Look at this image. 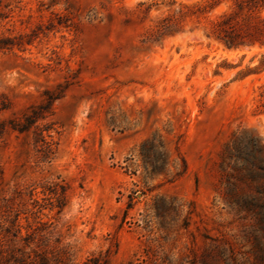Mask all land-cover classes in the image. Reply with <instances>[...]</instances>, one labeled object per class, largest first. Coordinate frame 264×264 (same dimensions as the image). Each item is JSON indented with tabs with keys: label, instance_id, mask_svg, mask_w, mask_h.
<instances>
[{
	"label": "rangeland",
	"instance_id": "obj_1",
	"mask_svg": "<svg viewBox=\"0 0 264 264\" xmlns=\"http://www.w3.org/2000/svg\"><path fill=\"white\" fill-rule=\"evenodd\" d=\"M200 1L0 0V264H264V47Z\"/></svg>",
	"mask_w": 264,
	"mask_h": 264
},
{
	"label": "trees",
	"instance_id": "obj_2",
	"mask_svg": "<svg viewBox=\"0 0 264 264\" xmlns=\"http://www.w3.org/2000/svg\"><path fill=\"white\" fill-rule=\"evenodd\" d=\"M222 0H202L182 7L199 17L220 6ZM170 19V18H166ZM208 36L214 38L227 49L237 51L258 46L264 47V0H232L231 4L211 21ZM264 71V53L257 66L238 72L242 78ZM106 264V263H102Z\"/></svg>",
	"mask_w": 264,
	"mask_h": 264
}]
</instances>
